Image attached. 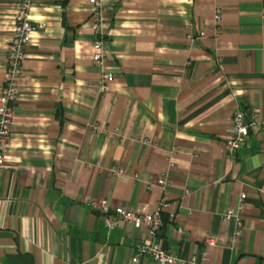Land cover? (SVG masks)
Segmentation results:
<instances>
[{"label": "crops", "instance_id": "1", "mask_svg": "<svg viewBox=\"0 0 264 264\" xmlns=\"http://www.w3.org/2000/svg\"><path fill=\"white\" fill-rule=\"evenodd\" d=\"M18 1L0 0V94ZM95 12L89 0H33L43 27L0 167V263L157 264L132 261L144 230L106 228L89 205L105 197L149 212L165 198L160 238L174 255L264 264V130L233 159L225 148L236 107L264 120V0H103L114 80L102 92ZM242 192L237 237L223 215Z\"/></svg>", "mask_w": 264, "mask_h": 264}, {"label": "built area", "instance_id": "2", "mask_svg": "<svg viewBox=\"0 0 264 264\" xmlns=\"http://www.w3.org/2000/svg\"><path fill=\"white\" fill-rule=\"evenodd\" d=\"M95 7L96 16L93 27L97 37L93 44L92 59L102 69V81L99 91H104L108 83L114 80V74L105 66L106 51L104 39L100 36L102 30L103 0H89ZM33 0H19L15 8V22L13 26V38L7 47V67L4 74V86L0 94V167L5 165L8 140L11 135L15 119L14 103L20 94V78L23 72V64L27 57L26 47L32 42L34 33L42 24H36L30 18ZM222 19L221 9L217 8L214 20L216 23ZM205 32H201L204 36ZM252 129H263L264 120L258 111L247 112L241 107H236L232 116V131L225 140V148L230 158H235L238 150L245 145ZM163 188L170 184L168 178L164 177L158 181ZM247 194L242 192L234 207H230L224 213L225 220L233 219L236 223L235 234L237 237L243 235V214L246 209ZM90 207L102 215L106 228L111 231L123 224H131L137 229L146 232L147 239L137 247L132 261L140 263L143 257H151L157 264H208L198 260L197 256L189 258L180 257L168 252L160 238V230L164 224L163 213L170 203L164 198L153 211H135L123 206H114L108 198H92ZM210 245L215 240L208 239ZM1 264V263H0Z\"/></svg>", "mask_w": 264, "mask_h": 264}]
</instances>
